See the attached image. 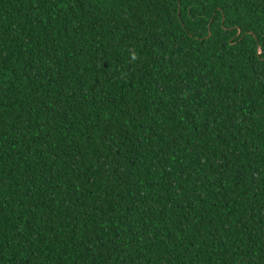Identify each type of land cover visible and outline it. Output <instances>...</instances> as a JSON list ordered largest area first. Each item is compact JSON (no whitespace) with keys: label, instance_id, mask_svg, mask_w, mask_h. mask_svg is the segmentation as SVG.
I'll return each mask as SVG.
<instances>
[{"label":"trees","instance_id":"obj_1","mask_svg":"<svg viewBox=\"0 0 264 264\" xmlns=\"http://www.w3.org/2000/svg\"><path fill=\"white\" fill-rule=\"evenodd\" d=\"M0 264H264V0H0Z\"/></svg>","mask_w":264,"mask_h":264}]
</instances>
